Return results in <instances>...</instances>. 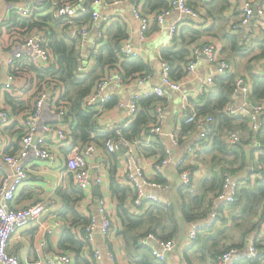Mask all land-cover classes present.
I'll list each match as a JSON object with an SVG mask.
<instances>
[{
	"label": "crops",
	"instance_id": "0c3cea01",
	"mask_svg": "<svg viewBox=\"0 0 264 264\" xmlns=\"http://www.w3.org/2000/svg\"><path fill=\"white\" fill-rule=\"evenodd\" d=\"M139 1V0H138ZM169 1V0H166ZM190 5L195 8H199L203 11L205 19L202 22L203 24L198 27L192 26L199 31H206L205 34L200 36L199 39L189 44L187 40L190 37L180 36L183 30H186L188 27L192 28L190 21L178 10H173L171 6L168 10H160L156 13H147L144 10V4L140 2V8L142 13L148 18L149 27L146 34V39L142 40L140 33V21L135 17L133 5L129 2L119 4L118 7H111L107 4H103L100 10H95L99 13L100 19L93 23L89 37L91 36V48L94 46L101 47V39L106 34V28L110 25L115 24V27L112 28V33L115 34L116 26L119 25L122 27L125 37L120 38L119 43L128 39L135 45V47L140 48L142 57L146 63H149L151 71L146 77L145 81L139 82L135 80L130 83H123L126 85H108L109 87L105 88L110 89L109 94L112 97H117L119 101L124 102V97L129 93V89L126 87L128 84H141L142 88L140 92L148 90L153 87H158L162 81V56L161 51L163 49H180L184 46H189V55L190 49L194 45H202L207 43H212L221 49L222 55L227 58V60L232 64V70L237 73V76L245 75L250 72L253 73H262L264 74V59L252 60L251 55H246L244 57L235 55L232 57V62L228 55H224L223 50L225 47V36L230 34V29L233 30V25L239 22L241 14L244 8V0H227V6L220 11V6L223 0H187ZM254 4H258L259 8L264 11V0H253ZM1 9H0V24L2 20H5L10 16L9 8L10 3L6 0H1ZM254 5V6H255ZM208 8H210L212 14H209ZM167 11L164 21L162 24L159 23L157 15ZM8 12V13H7ZM105 16L109 19L106 21ZM60 24V23H59ZM63 28L67 27V23H62ZM238 24V23H237ZM173 25H176L177 31L175 34L178 35L177 42H175L170 36V30ZM61 26V25H60ZM241 28V27H240ZM239 28V30H240ZM264 30V14L255 18L252 26L245 27L243 32L249 34L250 32L255 31L256 35ZM234 31V30H233ZM238 32V31H234ZM107 36V34H106ZM175 38V37H174ZM110 39L107 36V41ZM186 42H184V40ZM81 43V40L78 38V44ZM192 45V46H191ZM82 47L80 49V55L82 59V67L84 65L91 66L95 63V59L85 58L82 53ZM257 51V50H256ZM5 51H0V56L5 58ZM91 56V55H90ZM7 57V56H6ZM200 61H205L204 64L199 65ZM210 66L215 67L211 69ZM119 69V70H118ZM113 70L112 73H121V68ZM217 66L210 65L205 58H201L197 63L196 73L192 77L185 76L180 82L182 85H186L187 95L191 102L194 101L196 105H204V99L201 97L197 98V92L200 89L201 85L209 76L217 75L216 73ZM203 78V79H202ZM202 79V82L197 87L198 81ZM249 80V78H248ZM174 82H179L177 79H173ZM249 82L252 85L251 80ZM138 92V93H140ZM171 89H165V96L167 98V108L164 113L162 120V127L164 134L158 137V145L155 146L157 149V154H145L142 150L144 146L142 144H137L133 146L132 152L137 158V166L142 170L144 175L153 182L165 183L168 187L165 194L168 197L173 198L174 201L181 203L182 196L179 193V188L181 185L180 171L183 169L188 170V168L193 172L192 166L196 167V170L193 172L197 179L199 178L198 185L195 181L196 189L193 194L199 192L201 187L202 180L210 175V170L216 167V162H219V165L228 167L229 170H226L223 173L225 178L226 173L232 175L233 180L238 184L239 189L248 183L250 186L256 184V180L264 178L262 173L254 172L255 166L254 163L264 155V148L256 143V136L251 135L246 140L245 143L239 144V142L233 144L227 141L226 135L224 137L226 141V149L223 152H220L217 149V146H213L214 141L207 140L204 142L201 148H198L196 153H189L188 147L195 145L197 139V130L193 132V127L190 131H184L183 115L180 112V104L176 101V95ZM137 94V93H136ZM180 99V98H179ZM252 101V99L250 98ZM193 102V103H194ZM264 105L263 102H254ZM99 108L101 105L98 104ZM103 111V110H102ZM96 119V131L94 134L95 137L102 136L107 133H111L118 127H127L129 122L128 119V110L127 105H124L122 108L113 107L112 109L105 110L98 116H95ZM22 120V119H21ZM13 121L0 129V139L2 143L0 145V163L3 162V155L6 153H14L20 142V137L18 132L21 130L20 121ZM261 120L263 122L260 139L264 138V113L261 115ZM47 123L53 127L62 128V122L59 118L58 111L53 108V106L46 105L43 109L39 129L38 137L43 136L42 124ZM249 123V122H248ZM170 127V129H169ZM189 127V126H187ZM169 129V131H167ZM189 129V128H188ZM172 130L177 132V136L180 139V144L175 145L168 134ZM249 131H251L249 125ZM189 132V133H188ZM240 135L239 132H236ZM250 134V133H249ZM186 135L185 137H183ZM241 137V135H240ZM258 139V140H260ZM142 141L145 140V136L142 137ZM241 140V139H240ZM46 147L53 152L55 155L54 161H47L36 158L33 153L24 160V165L27 166L29 170V180L25 185L19 190L15 200L12 205L16 208H22L29 204L44 201L47 204L48 210L37 222H32L25 224L19 228L17 238L10 245V250L15 255L19 257L22 264H61L59 256L62 253H68L74 257L73 253L66 252L60 242L65 228L67 227V221L63 219L62 213L68 208V206L74 201H67L64 193L68 196H73V192H76V184L73 178V174L70 170L69 165V154L70 149L72 148L73 141L71 139L63 141L58 138V135L54 133H49L45 138ZM144 143V142H142ZM77 145V144H76ZM141 145V146H140ZM75 146V145H74ZM122 151L118 154L117 162V172L116 176L119 179L118 175L121 173V169L125 167L124 159L127 153ZM167 151L172 153V161L164 168L162 172H158L155 168V163L167 154ZM202 155L213 157L210 165L205 168V165H202L198 161ZM215 155H218L215 157ZM107 158L108 171H104L102 159ZM111 160V159H110ZM183 161L184 167H179V161ZM87 163L92 167L93 176L104 175L103 182L100 184L93 185L87 190H83V197L77 201L75 204L76 211L83 218H91L92 215L96 216L101 222L102 215L99 211V199L103 196H107V209L109 214L114 219V228L113 231L105 236L100 227H96L94 232L95 240L94 242H88V245L85 246L82 253L79 254L80 258L76 264H97L93 249H98L102 255V263L109 264L105 256L107 250H113L116 254V264H133L134 260L131 259L126 247L125 242L119 236L120 234V221L117 217L116 205L112 201L110 191H109V182H110V164H109V153L104 149L100 148L92 158L87 159ZM221 171L220 167L217 168ZM131 173L137 174L136 169H132ZM4 172H0V180ZM195 177V178H196ZM226 179V178H225ZM225 185V183H224ZM99 187L97 190L96 187ZM243 186V187H244ZM130 187V186H129ZM132 188V187H131ZM157 194H160L161 190H155ZM148 188L147 191H152ZM133 195L134 190L132 188ZM189 196V195H188ZM131 198L129 197L128 206L131 208ZM188 201V197H187ZM241 206H231L224 202H215L213 201V209L219 213L218 219L214 223H210V211L208 215L199 222V231H198V240L196 242H191L188 238L190 229L194 224H187L185 229L180 235L177 236L178 248L173 252H170L167 255V264H216L214 254L216 252L225 249L228 245L240 244L242 242L245 245L241 249H245L247 240L246 232L247 230L255 225V229L250 234V239H259L261 243L264 244V205L262 206V212L259 208L258 213L254 216H248L247 214H240L239 211ZM220 210V212H219ZM258 222L262 224L258 228ZM79 238L84 239L82 234V226L75 228ZM249 236V235H248ZM243 243V244H244ZM135 254V253H134ZM219 256V255H218Z\"/></svg>",
	"mask_w": 264,
	"mask_h": 264
},
{
	"label": "trees",
	"instance_id": "16d2710c",
	"mask_svg": "<svg viewBox=\"0 0 264 264\" xmlns=\"http://www.w3.org/2000/svg\"><path fill=\"white\" fill-rule=\"evenodd\" d=\"M6 1L13 2L15 0ZM56 1L60 3L73 0ZM213 1L215 2L216 0ZM142 2L145 12L147 11L150 14L163 9L168 10L171 6L170 0H142ZM226 6L227 0H223L220 11ZM208 11L209 14H212L210 8H208ZM80 19L88 22L92 19V16L90 13H87ZM59 23L53 19L50 5L45 10L35 13L32 17L23 18L17 15L16 12H13L8 18L2 20L0 33L6 41L5 51L10 52L13 49L15 42L19 40V36L29 35L40 30L48 38L47 48L58 56V60L55 63L48 62L36 66L32 63L22 62L10 68L9 71L15 77L16 82L12 89L4 94L7 104L11 108L9 116L13 121L25 118L29 112L35 109L41 91L51 87L52 97H57L58 101L54 103V108L57 109L60 106L66 108L69 112L68 120L73 123L72 128L67 130L69 139L73 141L72 146L76 144H95L104 149L106 141L114 138L117 131H120L123 138L128 141L141 140L147 131L157 123L155 110L158 106L167 103L166 97L152 96L141 99L139 102V112L127 127H118L111 133L99 137H95L94 135L96 134L95 129L97 125L95 116H98L105 110L112 109L119 100L117 97L111 96L106 103L101 105L100 110L95 106H89L87 100L94 93L98 81L105 78L109 73L114 72L113 70L120 67V77L123 81L130 83L146 78L149 75L151 71L149 63H146L142 56L126 58L119 54V39H123L125 35L122 27L119 25L116 26V32L113 34L111 30L115 27V24H113L106 28V34L110 39L107 41L106 34L102 37V45L99 48V54L95 63L91 66L84 65V70L80 71L79 67L83 63L78 47V38L69 35L67 30L68 25L65 30L62 26L63 24ZM190 25L191 27L193 26L191 23ZM244 29L245 27L242 26L237 33L230 29V34L224 37L226 40L223 50L224 55H228L231 62L232 57H235V55L244 57L253 53L256 54L252 56V60L264 59V30L261 35L260 33L256 35L255 31L247 35L245 31L243 32ZM205 33L206 31L202 32L194 27H188L186 30H183L180 36H189L190 39H185L184 42L187 40L191 44ZM174 37L173 40L177 42L178 35L175 34ZM161 56L163 59L169 61L172 66L171 79H177L180 82L187 75L185 64L190 59L189 46H184L180 49H163ZM236 77L237 73L234 71H229L223 76L216 75L214 87L201 97L206 104L199 105V107L196 106V109H199L202 115H213L215 119L214 131L208 141H214L213 146L216 144L215 146H217L220 152L225 151L226 141L224 137L231 131L240 133L241 140L239 144L241 142L245 143L247 139L249 141V137L252 134L253 136L259 135L254 138L260 139L261 130L259 132L249 131L247 117L240 115L229 116L223 112L224 108L233 99ZM242 77H245L246 80L249 78L252 82L250 93L252 102H263L264 74L249 71L247 76L242 75ZM191 127L192 125L184 126V131H190ZM19 135L20 132H18ZM140 144L144 145L140 146L143 147L142 150L145 154H157V149L155 148L158 145L157 143L152 145ZM121 151V149L113 153L107 151L109 153L110 164L109 191L112 201L116 205L117 217L120 221L121 229L119 236L125 242V247L131 259L134 260L133 264H167L166 261L156 258L150 248L138 245L139 238L152 233L164 240L177 239V236L182 233L187 224H196L203 220L212 211L213 201L224 187L225 178L223 173L229 170V168L216 162V167L210 170V175L202 180L198 193L193 194L196 189V186H194L196 183L192 182L189 186L182 185L178 189L182 196L181 203L174 201L172 198L173 203L169 207L159 203H152L143 209L142 213L135 214L128 206L129 197H132V200L135 194L133 195L131 187L121 183L116 176L117 159ZM217 156L215 155V157ZM254 166V172H260L264 177V155L254 163ZM218 167H220L221 171L217 169ZM192 170L194 172L196 167L192 166ZM255 182L254 186H250L248 183L246 186L244 184V187L238 188V196L235 203H226L238 208L241 206L239 215L247 214L248 216H255L259 208L262 212V206L264 205V178L258 179ZM76 189V192H73V196H68V194L64 193L67 201L74 202L61 214L68 225L63 232L60 244L67 250L66 252L74 254L77 263L80 258L79 254L82 253L88 242L85 239L81 240L79 238L75 228L82 226L83 233L90 224V218L81 217L75 209V204L83 197L82 190L77 187ZM260 226L261 224L258 222V228ZM254 229L255 225L247 230L246 239H250V234ZM197 240L198 237L194 242ZM243 243L228 245L225 249L219 251V253L216 252L214 254V258L217 259L216 264H218V258L221 254L233 247L242 248L245 245ZM255 245L262 250V254L256 259H243L236 264H264V244L259 239H255Z\"/></svg>",
	"mask_w": 264,
	"mask_h": 264
},
{
	"label": "built area",
	"instance_id": "2783aa9c",
	"mask_svg": "<svg viewBox=\"0 0 264 264\" xmlns=\"http://www.w3.org/2000/svg\"><path fill=\"white\" fill-rule=\"evenodd\" d=\"M1 1V0H0ZM125 2H129L133 5L135 17L140 21V33L142 40L146 39V32L149 27L148 18L142 13L140 8V2L138 0H73L58 3L56 0H15L9 3V13L16 12L17 15L23 18L32 17L35 13L45 10L50 5L53 19L60 23H67L68 33L71 37H76L81 40L78 47L84 45L85 40L89 36L92 25L98 21L101 17L95 10L99 4L107 5H119ZM171 8L173 10L180 11L192 25L198 27L203 24L205 19L203 11L199 8H195L188 3L187 0H170ZM254 2L253 0H244V8L241 14L238 24L233 25V30L238 31L240 27L252 26L255 17L264 14V11L259 8L258 14L254 15ZM1 9V7H0ZM8 13V12H7ZM90 13L92 19L90 21H83L80 19L83 15ZM167 11H164L157 15L160 24L163 23ZM107 21L109 18L104 17ZM206 20V19H205ZM177 26L173 25L170 30V36L173 39ZM5 38L0 33V51H5ZM48 38L43 31L38 30L36 33L29 35L19 36L10 52L5 51V58L0 56V129L12 122V118L9 116L10 106L4 97L5 92H9L14 86L16 79L10 73V68H13L16 64L22 62L32 63L36 66L51 62L55 63L58 60V56L51 52L48 48ZM99 46H94L91 56L89 58L96 60L99 54ZM118 52L122 57L134 58L142 56L140 48L135 47L131 41L124 39L119 43ZM191 57L185 64L186 76L192 77L197 70V63L201 58H205L210 65H216L217 75L223 76L232 70V64L225 58L219 47L212 43L194 45L190 49ZM7 56V57H6ZM162 83L158 87H153L143 92L134 94L129 103L124 104L118 101L116 107L122 108L127 105L128 119L131 123L132 119L136 117L139 112V102L143 98L152 96L164 97L165 89H171L173 91H180L183 87L182 82H174L171 79L172 66L169 61L162 58ZM80 71H83L82 66L79 67ZM215 76L212 75L200 84L201 87L197 92L196 97H202L205 93L209 92L215 85ZM123 82V79L117 73H109L105 78L98 81L95 86L94 93L88 98L87 104L89 106H95L100 110L98 104L102 105L106 103L111 96L103 95L102 91L108 87L113 81ZM146 78L138 80L139 82L145 81ZM252 85L249 80H246L242 75L237 76L235 80V89L233 92V99L224 108L223 112L229 116H244L248 118L250 128L254 132H259L262 128L263 122L261 115L264 113V105L259 103H253L250 100ZM51 87L41 91L39 98L37 99L35 109L29 112L25 118L20 121V142L19 147L14 153H6L3 155V162L0 163V172H4L0 180V264H22L17 255L11 252L10 245L17 238L19 228L25 224L37 222L47 212L48 207L44 201L29 204L22 208H16L12 205L19 190L29 180V170L24 165V160L33 153L36 158L54 161L55 155L50 151L45 143V138L49 133H56L60 140H69L68 132L72 128L73 123L68 120V110L62 106L57 108L59 118L62 122V128L53 127L50 124L43 123L42 131L43 136L38 137L39 129L41 128L40 119L43 109L46 105L53 106L57 103V97H52ZM194 101L187 95H183L182 102L180 103V112L183 115V123L185 125H192L193 132L197 130V139L195 145L188 147L189 153H196L198 148H201L205 141H207L214 131V117L211 114L202 115L199 109H196ZM167 105H160L157 107V123L150 128L144 135L145 140L128 141L123 138L120 131H117L114 138H110L105 143V151L116 152L123 147L127 148L124 163L125 167L121 169L119 173V181L126 186H130L134 190L135 196L131 200V210L135 214L143 212L147 206L152 203H159L163 206H171L173 200L165 194L168 187L165 183H158L149 180L142 170L137 166L138 160L135 158L132 148L133 146L144 142L147 145L158 143L157 139L160 135L164 134L162 127V120L164 117ZM55 109V108H54ZM102 111V110H101ZM100 111V112H101ZM99 112V113H100ZM128 123L125 126H128ZM175 145L180 144V139L177 136L176 130H172L168 133ZM227 141L230 143H237L240 141V135L234 131L229 132L226 135ZM258 141V145L264 148V138ZM2 139H0V145ZM197 149V150H196ZM69 165L73 174V178L77 188L87 190L93 183L100 184L103 182L104 175L93 176L92 167L88 165L87 159L92 158L100 147L95 144L88 145H75L70 149ZM172 161L171 151H167L164 158L155 163V168L158 172H162L167 165ZM104 171H108L107 158L102 159ZM183 161H179V167H184ZM132 169H136L137 174L131 173ZM181 185L189 186L196 181V176L190 169H183L180 171ZM225 185L219 191L215 198V202L235 203L238 196V184L233 180L231 174L226 173ZM154 188L155 190H161L160 194H157L153 189L147 191V189ZM107 196H103L99 199V211L102 215L101 222L99 219L92 215L90 218V224L83 231V237L87 242H94V232L96 227H100L102 233L108 236L114 228V219L109 214L107 209ZM219 217L218 211L214 210L210 215V223H214ZM264 221V220H263ZM262 225V224H261ZM199 222L194 224L190 229L188 238L191 242L195 241L198 237ZM138 245L146 248H150L153 255L161 261H167V255L178 248L177 239L164 240L158 238L152 233H149L138 240ZM94 256L97 264H103L102 253L94 248ZM262 254V250L255 245V240L249 239L247 241L245 249L233 247L218 258V264H236L237 262L246 259H256ZM105 256L109 261V264H116V254L113 250H107ZM61 264H76L74 257L68 253H62L59 256ZM49 264H52L51 262Z\"/></svg>",
	"mask_w": 264,
	"mask_h": 264
},
{
	"label": "rangeland",
	"instance_id": "374dc122",
	"mask_svg": "<svg viewBox=\"0 0 264 264\" xmlns=\"http://www.w3.org/2000/svg\"><path fill=\"white\" fill-rule=\"evenodd\" d=\"M102 5H103V3L102 4H99V5H97V10H100L101 8H102ZM109 6V8H111V7H118V5H108ZM92 38H91V36L89 37H87V39L85 40V42H84V47L82 48V53H83V55H84V57L87 59V58H89L90 57V55H91V53H92V48H91V42H92V40H91ZM205 63V61H200L199 62V65H202V64H204ZM211 67V69H214V71H215V67L214 66H210ZM203 79V78H202ZM202 79H200V81H198V84H197V87L199 86V84L202 82ZM112 84H115V85H119V86H123V85H126V84H123V83H121V82H118V81H113V82H111L110 83V85H112ZM109 85V86H110ZM187 85V84H186ZM186 85H184L182 88H181V90L180 91H177V92H173L175 95H176V101H178V105L182 102V97H183V93H187V91H186ZM108 86V87H109ZM107 87V88H108ZM128 89H129V93L127 94V96L126 97H124V102H125V104H127V103H129V101H130V99H131V97L134 95V94H136V93H138V92H140L141 91V88H142V85L141 84H133V85H131V84H128L127 86H126ZM110 90V89H109ZM108 89H106L104 92H103V94H109L110 93V91H109ZM180 98V99H179ZM198 161H200V163H202V165H205V168L207 169V166H209L210 165V163H211V161H213V157H211V155L210 156H205V155H202L200 158L198 157ZM196 183H197V185H198V181H199V178L197 179V177H196Z\"/></svg>",
	"mask_w": 264,
	"mask_h": 264
},
{
	"label": "water",
	"instance_id": "95a60500",
	"mask_svg": "<svg viewBox=\"0 0 264 264\" xmlns=\"http://www.w3.org/2000/svg\"><path fill=\"white\" fill-rule=\"evenodd\" d=\"M258 9H259V5L256 4V5L254 6V15H255V16L258 14ZM161 81H162V79H161ZM169 129H170V127H169ZM169 129H167V131H169ZM123 151L126 152V148H125V147H123ZM96 189L98 190L99 187L97 186Z\"/></svg>",
	"mask_w": 264,
	"mask_h": 264
}]
</instances>
